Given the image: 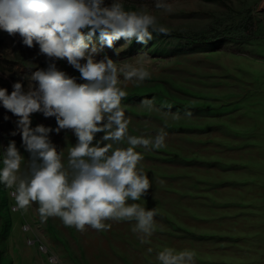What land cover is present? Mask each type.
<instances>
[{
    "label": "rangeland",
    "instance_id": "374dc122",
    "mask_svg": "<svg viewBox=\"0 0 264 264\" xmlns=\"http://www.w3.org/2000/svg\"><path fill=\"white\" fill-rule=\"evenodd\" d=\"M104 2L148 12L169 32L153 33L147 45L121 38L114 42L119 55L105 46L95 56L118 68L143 62L151 73L143 82L121 75L119 86L127 93L121 107L129 135L167 133L165 148L135 149L151 187L128 201L155 211L156 230L141 243L135 221L109 220L107 231L84 232L59 217L42 221L37 203L18 209L15 187L0 183V264H158L166 248L194 251L195 264H264V0H163L171 12L156 8L157 0ZM89 43L99 47V33ZM47 63L38 45L28 48L19 34L0 29V88L10 94L19 81L27 91L32 73ZM56 65L84 82L66 60ZM17 121L0 104V169L15 141L23 157L18 175L26 177L30 154ZM38 124L57 126L39 112L31 115V127ZM49 135L71 177L68 156L77 137L70 129Z\"/></svg>",
    "mask_w": 264,
    "mask_h": 264
},
{
    "label": "clouds",
    "instance_id": "9594fccd",
    "mask_svg": "<svg viewBox=\"0 0 264 264\" xmlns=\"http://www.w3.org/2000/svg\"><path fill=\"white\" fill-rule=\"evenodd\" d=\"M155 6L172 11L163 0H157ZM0 29L10 36L19 34L28 48L38 45L39 54L48 62L46 69L32 73L27 91L19 81L10 94L0 88V104L18 117L17 131L30 154L29 175L22 177L18 173L23 157L15 141L4 151L0 183L15 187L17 208L26 212L35 202L42 221L59 217L80 232L87 227L107 231L111 225L105 221L109 220L135 221L132 231L146 243L156 230V213L128 203L145 197L151 187L148 175L137 167L143 157L135 149L165 148L167 133L161 130L151 139L127 133L128 121L121 107L127 93L119 86V77L143 82L151 73L143 62L118 68L110 57L96 60L95 56L105 46L114 48V42L121 38L126 43L135 40L147 45L153 33L167 35L168 29L148 12L126 11L122 3L105 5L104 0H0ZM97 33L100 46H90ZM114 51L119 55V48ZM59 60H66L84 82L77 83L75 77L59 70ZM37 112L45 118L55 117L56 128L43 124L31 127V115ZM65 129L77 137L68 156L71 177L49 135ZM97 133L103 136L93 143ZM125 140L127 148L112 147ZM108 141L112 143H105ZM195 256L192 250L166 248L157 254V261L195 264Z\"/></svg>",
    "mask_w": 264,
    "mask_h": 264
}]
</instances>
